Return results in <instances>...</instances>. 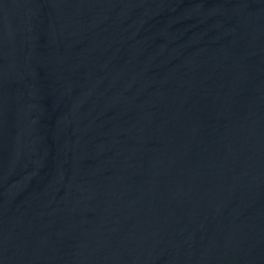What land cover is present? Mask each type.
Returning a JSON list of instances; mask_svg holds the SVG:
<instances>
[{"label":"water","instance_id":"95a60500","mask_svg":"<svg viewBox=\"0 0 264 264\" xmlns=\"http://www.w3.org/2000/svg\"><path fill=\"white\" fill-rule=\"evenodd\" d=\"M0 264H264V0H0Z\"/></svg>","mask_w":264,"mask_h":264}]
</instances>
